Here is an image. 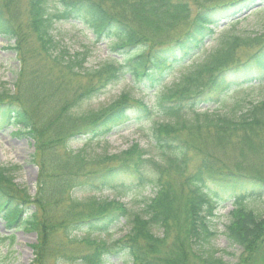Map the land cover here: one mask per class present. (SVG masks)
Returning a JSON list of instances; mask_svg holds the SVG:
<instances>
[{
  "label": "trees",
  "instance_id": "obj_1",
  "mask_svg": "<svg viewBox=\"0 0 264 264\" xmlns=\"http://www.w3.org/2000/svg\"><path fill=\"white\" fill-rule=\"evenodd\" d=\"M243 11L264 14V0H0V36L13 41L20 64L14 90L0 86V128L16 127L32 141L39 169L32 198L15 184V169L0 167V218L36 235L30 264L123 256L131 264H264V217L243 206L264 197V101L233 116L202 111L231 82L264 74V20L260 28L232 24L200 53L218 25ZM63 22L81 26L91 44L108 42V59L89 67L92 48L73 52L54 34ZM190 58L192 68L165 85ZM121 80L144 96L122 93L108 106L89 107ZM150 120L148 149L134 144L89 159L71 148ZM119 187L150 188L154 196L139 213L117 199L76 197ZM227 201L235 208L226 237L242 250L233 263L210 245L212 217ZM122 222L129 232L120 239L92 236Z\"/></svg>",
  "mask_w": 264,
  "mask_h": 264
},
{
  "label": "rangeland",
  "instance_id": "obj_2",
  "mask_svg": "<svg viewBox=\"0 0 264 264\" xmlns=\"http://www.w3.org/2000/svg\"><path fill=\"white\" fill-rule=\"evenodd\" d=\"M264 20V14H249L247 11L237 14L229 23L225 22L218 25L213 37L206 40L202 46L201 52L210 51L218 42V39L226 33L234 22H237L236 27L247 28L255 25L261 27L260 21ZM227 23V24H226ZM79 27H74L71 23H58L54 30V34L58 39L73 52L79 50L82 45H87L93 49V56L89 61V67H97L99 64L107 60L109 56L108 42L91 44L80 33ZM89 33L88 31H86ZM14 46L13 41H8L0 37V86L6 84L7 88L14 90V86L18 80L20 72V64L16 58L15 52L11 49ZM252 53H246L245 59H249ZM190 60L185 66L175 69L174 75L167 81L169 85L174 81V78L187 72L192 68ZM264 76V75H263ZM259 76L256 81L250 83L244 82L242 79L231 82L225 89L219 99L217 105L205 106L203 110L209 109L210 112L222 115H239L254 104L264 101V77ZM262 77V78H261ZM28 79V78H27ZM164 87V86H163ZM122 93H129L135 99H140L143 93L134 89L127 80H121L114 86L109 87L103 95L92 100L89 103L91 109H100L113 103L120 97ZM150 95L146 101H153V92L148 90ZM154 120L143 121L135 125L129 123L122 128L114 130L110 135L97 139L82 138L73 142L71 148L75 151H80L89 159H94L104 155H118L123 151L128 150L134 144L148 149L150 148V128ZM33 145L31 140L21 134L18 128L7 126L0 128V167L15 169L11 173L15 184L21 188L28 190L32 198L36 196V187L38 179V167L33 160ZM133 181L132 179H126ZM122 182V181H121ZM117 183V186L122 184ZM154 192L150 188L126 193L122 187L114 190H105L98 192H81L76 194L79 200H89L95 198L97 200H113L117 199L125 203L128 208L139 213L145 204L153 198ZM244 208L247 211H252L260 218L264 217V197H251L243 202ZM235 208L233 201L223 202L215 210L211 223L216 235L211 240L210 245L222 256L226 262L233 263L241 255V248L229 243L226 237L227 227L231 223V213ZM129 226L122 222L119 226L112 229L107 234L93 233L94 238L105 241H113L127 235ZM14 236V241L4 240V237ZM36 243L34 233L27 232L24 229L12 228L6 226L5 220L0 218V264H30L35 256L32 250V245ZM78 251L85 252V245L78 246ZM105 264H131L127 257L111 258Z\"/></svg>",
  "mask_w": 264,
  "mask_h": 264
}]
</instances>
